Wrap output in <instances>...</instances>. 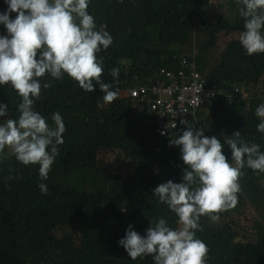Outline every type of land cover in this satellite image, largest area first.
<instances>
[{"label": "trees", "instance_id": "trees-1", "mask_svg": "<svg viewBox=\"0 0 264 264\" xmlns=\"http://www.w3.org/2000/svg\"><path fill=\"white\" fill-rule=\"evenodd\" d=\"M6 8L0 0V13ZM88 12L97 30L103 28L113 38L97 58L103 57L101 79L119 97L106 103L95 82V91L87 92L66 74L62 81L47 74L42 78L52 86L42 87L34 110L50 124L52 113L61 114L64 142L44 181L39 165H23L7 148L0 153V264H154L151 256L132 260L118 245L129 226L121 217L128 212L142 236L159 217L178 227L175 215L152 190L169 179L181 182L185 166L180 146L168 142L156 150L154 117L139 100L120 92L124 79L137 74L141 80L168 66L193 31L209 36L194 48L208 85L235 84L245 94L242 101L218 96L205 103L204 135L224 144L239 130L246 142L264 151V133L257 131L260 118L255 115L264 103V53L247 55L239 43L244 29L235 0H89ZM0 35H6L3 24ZM235 53L244 61V71L231 66ZM113 68L120 69L116 79L110 74ZM20 102L9 84L0 85V103L8 104L0 123L18 118ZM222 152L231 161L226 144ZM242 171L237 205L220 213L218 222L201 217L203 231L196 235L208 246L206 264H264V199L258 201L264 173L247 167ZM40 183L47 185L46 195ZM257 206L262 207L259 217Z\"/></svg>", "mask_w": 264, "mask_h": 264}, {"label": "clouds", "instance_id": "clouds-1", "mask_svg": "<svg viewBox=\"0 0 264 264\" xmlns=\"http://www.w3.org/2000/svg\"><path fill=\"white\" fill-rule=\"evenodd\" d=\"M5 3L7 8L0 13V24L6 28V35H0V85L9 84L21 102L16 109L18 118L0 123V153L7 148L8 154L23 165H39L38 175L44 181L59 154L58 146L64 142L66 127L58 112L51 114L50 124L34 110L42 87L52 86L50 81L42 82V78L47 74L62 81L66 74L87 92L95 91L98 85L104 93V102H113L119 93L101 79L103 57L97 58V53L108 49L113 38L103 28L97 30L95 19L88 12L89 0H5ZM235 3L243 19L239 43L247 55L264 53V0H235ZM119 71L113 68L110 74L116 79ZM208 111L202 113L204 128ZM7 114L8 104L0 103V117ZM255 115L260 118L257 131L264 133V103L256 107ZM186 125L182 134L169 140L170 145L180 146L185 166L181 182L169 179L152 190L158 202L167 205L175 215L178 227H171L166 218L159 217L142 236L129 225L118 245L132 260L151 256L154 264H206L208 246L196 235L197 231H203L201 217L215 223L220 220V213L237 205L242 169L264 173V151L259 144L246 142L239 130L224 139L231 149L229 161L220 140L205 136L202 127ZM167 144H161L157 136L156 150L160 146L157 151ZM38 187L42 194H47L46 184L40 183Z\"/></svg>", "mask_w": 264, "mask_h": 264}, {"label": "built area", "instance_id": "built-area-1", "mask_svg": "<svg viewBox=\"0 0 264 264\" xmlns=\"http://www.w3.org/2000/svg\"><path fill=\"white\" fill-rule=\"evenodd\" d=\"M125 85L126 96L139 100L154 117V131L161 144L168 143L186 124L204 128L206 121L201 110L207 112L205 103L213 102L218 96L240 101L245 97L244 91L235 84L208 85L197 68L194 49L171 55L168 66L156 68L141 80L135 74Z\"/></svg>", "mask_w": 264, "mask_h": 264}, {"label": "rangeland", "instance_id": "rangeland-1", "mask_svg": "<svg viewBox=\"0 0 264 264\" xmlns=\"http://www.w3.org/2000/svg\"><path fill=\"white\" fill-rule=\"evenodd\" d=\"M208 38H209V36L207 34H205L203 31H200V32L198 30L193 31L192 34H191V37H190L189 44L186 45L185 49H183L182 51L183 52H192L194 48L196 49L201 43L205 42ZM212 51H214V49H212ZM235 54H234V57L232 59L231 66H234L237 69H241L240 71H244L245 70V63H244V61L241 59V56L239 54H236V55ZM128 82H131V77H130V80L124 79V83L125 84L128 83ZM243 84H244V82L241 83V85H243ZM120 94L122 96H126V91L123 90V91L120 92ZM118 128H122V126H119ZM241 194H242V192H241ZM246 195L247 194H245V197H246ZM243 197H244V194H243ZM263 199H264V193L260 196V198L258 199V201L261 202ZM250 206H251V208L253 210L254 209V205H252L250 203ZM261 208H262L261 206H257V209H258L257 216L258 217L261 216ZM121 222L128 223L129 225H132L133 230L138 231L134 227V224L129 221L128 212H126L121 217Z\"/></svg>", "mask_w": 264, "mask_h": 264}, {"label": "crops", "instance_id": "crops-1", "mask_svg": "<svg viewBox=\"0 0 264 264\" xmlns=\"http://www.w3.org/2000/svg\"><path fill=\"white\" fill-rule=\"evenodd\" d=\"M145 106V105H144Z\"/></svg>", "mask_w": 264, "mask_h": 264}]
</instances>
